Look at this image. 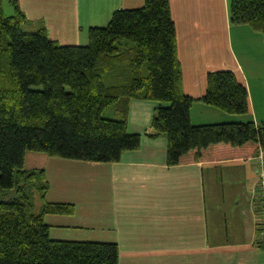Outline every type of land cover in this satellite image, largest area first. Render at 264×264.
<instances>
[{"label":"trees","instance_id":"trees-1","mask_svg":"<svg viewBox=\"0 0 264 264\" xmlns=\"http://www.w3.org/2000/svg\"><path fill=\"white\" fill-rule=\"evenodd\" d=\"M12 3L5 15L0 0V264H117L115 243L50 238L44 216L72 214L74 205L46 201L44 168L26 169L24 158L117 162L140 146L126 125L132 98L159 103L148 135L166 137L168 166L264 151V121L191 124L194 101L246 114L248 94L230 70L209 72L200 97L183 92L169 0L115 10L105 26L88 29L86 45H61L42 26L23 29ZM229 22L264 36V0H231ZM111 105L114 117H103Z\"/></svg>","mask_w":264,"mask_h":264},{"label":"crops","instance_id":"crops-1","mask_svg":"<svg viewBox=\"0 0 264 264\" xmlns=\"http://www.w3.org/2000/svg\"><path fill=\"white\" fill-rule=\"evenodd\" d=\"M14 2L27 29L42 26L61 45H86L90 27L105 26L115 10L140 7L144 0ZM229 2L169 0L183 92L200 97L209 72L230 70L248 94L246 114L194 101L192 125L264 121L259 89H264V36L247 25L230 24ZM7 3L13 13L12 0ZM234 35L237 44L239 39L254 42L253 51L243 50V64L233 48ZM158 105L129 100L127 130L140 134V146L123 152L117 162L25 154L26 169L45 170L46 201L74 205L72 214L44 216L50 238L115 243L117 264H264V250L256 244L254 157L168 166L166 137L148 135Z\"/></svg>","mask_w":264,"mask_h":264},{"label":"built area","instance_id":"built-area-1","mask_svg":"<svg viewBox=\"0 0 264 264\" xmlns=\"http://www.w3.org/2000/svg\"><path fill=\"white\" fill-rule=\"evenodd\" d=\"M256 164V182L253 192L254 204L257 209L256 231L257 241L264 244V151L259 150L254 156Z\"/></svg>","mask_w":264,"mask_h":264},{"label":"rangeland","instance_id":"rangeland-1","mask_svg":"<svg viewBox=\"0 0 264 264\" xmlns=\"http://www.w3.org/2000/svg\"><path fill=\"white\" fill-rule=\"evenodd\" d=\"M231 1V0H230ZM230 3V2H229ZM2 9H3V12L5 15H10L12 13V7L9 6V4L7 3V0H2ZM23 29H26V27H22ZM243 36V35H242ZM242 36H240L242 38ZM235 35H234V38H233V48H234V51L236 53V56L239 60L240 63L243 64V59L245 57V55L243 54V50H249V51H253L255 48H254V42L251 40V39H247V40H241L239 39V43L237 44L236 43V40H235ZM143 70H145V66L143 67ZM264 79L261 78L260 82L263 81ZM252 83V88L255 87V84L253 82ZM254 85V86H253ZM260 89V95H261V98L264 100V89L263 87L261 86ZM114 109L115 107L113 105L109 106L108 108H106L103 112H102V116L103 117H106V118H113L114 117ZM36 154V153H33V152H30V154ZM31 159V158H29ZM28 159V164L30 163ZM39 206H40V201L38 198L35 199V211L37 212L38 209H39Z\"/></svg>","mask_w":264,"mask_h":264}]
</instances>
